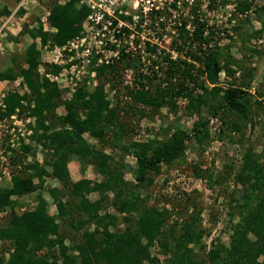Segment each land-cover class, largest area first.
<instances>
[{
  "label": "trees",
  "instance_id": "trees-1",
  "mask_svg": "<svg viewBox=\"0 0 264 264\" xmlns=\"http://www.w3.org/2000/svg\"><path fill=\"white\" fill-rule=\"evenodd\" d=\"M253 1H235V12L249 11ZM44 5L49 10L47 22L53 31H45L40 16H33L21 32V36L28 35L32 43L23 53H15L5 60L6 68L0 70V81L20 80L19 86L28 92L20 94L11 90L5 95L0 101V122L14 114L18 118L23 115L26 119H33L28 123L31 134L26 136L33 147L26 146L21 136L17 137V148L11 149L16 155L10 169L11 185L9 188L0 187V264H201L196 262L198 256L192 248L199 246L205 235L196 216L182 217V206L174 203L171 195H155L154 204L150 206L147 201L156 194H152L155 189L143 198L140 192H148L155 186L154 177L160 174L162 166L182 161L190 135L184 130L168 127L161 140L134 142L129 137L134 133L131 122L133 118L139 122L146 117L147 107L153 112L165 107L170 113H176V103L182 99L187 103L188 115L198 114L202 105L208 106V112L219 117L220 124L230 131H241L254 117L255 125L264 127V120L261 123L256 108L251 107L252 97L234 87L225 91L220 101L208 105L205 95L210 93L215 97L220 89L214 87L206 91L205 84L198 83L197 76L205 74L213 83L221 70L216 65L215 51L201 49L200 44L207 43V37H203L202 26L198 25L192 35L196 48L185 50L175 44L173 48L179 57L177 60L170 59L169 55L163 58L167 66L161 67L160 78L156 75L154 78H140L137 66L128 63L123 55V60L95 68V87L92 82L87 85L89 78L83 79L70 98L63 100L58 83L38 72L41 51L36 40L39 39L41 47L48 42L62 46L81 33V24L88 11L77 6L76 0L65 4L48 1ZM257 11L264 13V7ZM25 13L22 7L18 9L19 16ZM10 14L6 6L0 9V17ZM261 21L264 29V20ZM32 22L35 26L30 28L28 25ZM184 27L185 23L182 31ZM179 37L185 39L187 35L180 32ZM12 38L8 35L9 40ZM254 52L259 55L256 50ZM183 55L189 57L190 62L180 57ZM231 63L240 67L234 60ZM196 64H199L198 68ZM45 67L46 73L52 75L61 71L57 65ZM121 69L134 70L132 82L141 87L139 90L122 84ZM148 70L150 74L153 72ZM192 83L194 86L190 88ZM105 86L109 87V92L105 91ZM122 86L124 92L119 90ZM197 87L204 93H194ZM111 91L115 92L114 105L107 96ZM257 93L264 97V90ZM257 104L261 106L260 102ZM59 107L65 113L56 117L54 113ZM229 117L232 121H228ZM206 126L205 121L193 125L197 143L206 138ZM221 131V135H227L224 128L221 127ZM108 134H112V139L107 137ZM230 140L234 141L232 136ZM112 147L120 151L119 157L121 153L123 157L130 156L134 165L104 153ZM38 153L42 156L40 162L36 157ZM28 156L31 162H21L20 166V160L27 161ZM71 161L79 164L82 174L88 166L92 167L101 180L93 182L83 178L72 182L68 170ZM194 165L193 177L204 180L206 186L212 178L209 169L202 170L198 164ZM125 170L132 173L135 185L131 186L125 180ZM47 180L58 182L59 187L45 189ZM235 180V185L243 188L240 200L232 201L236 203L233 210H238L239 221L230 224L229 245L213 241L210 250L204 253L205 259L199 261L264 264V150L260 155L249 153L245 156ZM44 191L52 200L54 211L49 209ZM93 193L99 195L95 201L89 200ZM27 196H34V206L23 199ZM187 201L190 202L191 198ZM105 204H109L108 210L106 207L103 210ZM152 248L157 254L150 252Z\"/></svg>",
  "mask_w": 264,
  "mask_h": 264
},
{
  "label": "rangeland",
  "instance_id": "rangeland-1",
  "mask_svg": "<svg viewBox=\"0 0 264 264\" xmlns=\"http://www.w3.org/2000/svg\"><path fill=\"white\" fill-rule=\"evenodd\" d=\"M22 1L25 2V6H28L33 0ZM36 1L43 7H45L44 3H47L48 1L49 3L59 2V4H62L63 2L62 0ZM232 1L233 0H226V2H224V0H210L214 15L210 18L207 17V19L211 20V24L215 25L214 30L217 31L215 38L216 42L212 38L210 40L212 42L214 41L213 43H216V45L219 43V46L217 45L215 46L216 48H214V54L215 61L217 63L216 65L221 71L218 74L216 82L212 83L208 79L204 81V84L206 85V91H210L211 88L218 87L220 92L215 97L210 93H205V101L208 105L215 104L217 101L221 100L220 98L224 95L225 91L229 88L236 87V89H240L242 92H245L252 97L251 107L256 108L255 110H257V113L259 114L258 119H261L262 123L264 120V97H259L257 92L264 90V29H262L261 21L262 19L264 20V13L257 10L259 7H264V0H254L253 6L251 7L252 13H248L246 17H239L238 15L235 16V14H232L231 9L228 7L233 3ZM17 4V0L10 3L11 8L13 5ZM32 6L35 8L37 7L36 5ZM2 7L3 6L0 4V9ZM45 10L49 11L48 8ZM35 12V10L28 12V20H32L33 16H36L34 14ZM229 14L231 17L229 16L230 18L228 19L227 16ZM45 17L46 15H43L41 18ZM23 24L24 26L27 25L26 23ZM31 25H35V23L32 22V24L28 26ZM145 35L147 37L146 33ZM163 35H166V38L164 39L165 42H163L161 46L167 49L170 45V40L166 43L169 35L167 33H163ZM8 43H11V41L7 37L6 42L3 43L7 52L5 55H0V70H4V68H6L5 60L12 58L14 55L13 50L18 48L17 46L10 48L7 45ZM21 50H23L22 47H19L16 52H21ZM255 50L259 52V55L254 52ZM12 51L13 54L10 53ZM21 53H23V51ZM231 60L237 62L240 67L238 68L234 66L231 63ZM123 65L124 64L122 63L121 66L123 67ZM226 69H230L231 71L227 72ZM127 75H131V79L134 80V70L125 69L123 71V69H121L120 81L122 80V84L128 80ZM17 83L18 85L16 83L10 85V91H18L21 92V94L24 92L28 93L26 89H21L19 82ZM57 83L59 85V89L63 93L62 99L64 100L65 98H70L72 93L69 91L64 92L66 83L62 80L57 81ZM123 88L124 86L119 87V90L124 92ZM7 91L8 89L6 92ZM105 91L109 92L108 86H105ZM194 93L199 94L197 91ZM202 93H204V90H202L200 94ZM113 95L114 94L110 93L107 96L108 100H110V102L114 105L115 99ZM0 100H2V97H0ZM124 100H127V98H124ZM257 102L261 103L260 107H258ZM176 104L178 108L176 113H170V111L165 107L156 112L151 111L150 107H145L147 114L146 117L140 119L139 122H137L134 118L132 119L131 124L134 126V133L129 137L134 142H141V140L144 141L145 137H143V133L150 136L147 140H161L165 137L164 131H166L168 127H172L171 130H175V128L184 130L190 135L189 140L186 142L187 150L185 151L182 161L175 162L172 166H162L160 174L155 177L153 176L155 179V186H152L148 192H142L141 190V198H143L145 194L147 195L152 189H155L152 194L154 192L156 194L149 199V202L147 201L148 205L152 206L154 204V196L157 194H160L161 196L171 195L174 203L182 206V217H187L189 215L196 216L197 224L200 229L204 230L205 235H203V240L201 241L202 243H200L199 246H192V248L195 251L194 254L198 256L196 259L197 263L200 262L201 264H209L208 262L204 263L199 260L205 259L204 253H207L210 250L213 241L216 242L215 244L220 242L225 246H228L230 236L232 234L230 224L234 225L239 221L238 210H233L236 203L232 201L240 200L241 189L243 187L235 185V178L243 167L245 156L249 153L252 155L262 154L264 150V127L257 124L255 125L254 117L252 118L250 124L248 123L244 126L241 131L233 132L227 129V127L222 123L220 124V122H216V119L218 120L219 117L212 116L208 112V106L202 105L198 114L190 116L185 110V106L187 104L185 100L181 99ZM64 113V109L59 107L56 109L54 115L57 117L64 115ZM21 117L22 118L17 117V122L14 124L11 122L12 119L10 118L6 121L0 122V137L3 138V142L0 145V151L3 150L2 156H4L3 158L5 159L4 161H1L2 158L0 157V162H3L2 165L0 164V169H6L10 174L13 160L16 157L14 153L10 152L12 148L10 147V140L13 139V136L15 138L14 144L16 147V140L18 136H21L25 140L24 143L26 146L33 147V145H30L31 142L26 140V130L29 129L28 123L24 120L26 119L25 116L21 115ZM30 120L33 122V119ZM12 121L15 122V120ZM203 121L207 122V136L201 140V143H197L196 138H194L195 136H193L192 127L195 123H201ZM228 121H232V119L229 117ZM221 127L224 128V133H227V135H221ZM199 128L201 129V127ZM11 134H13L12 137L9 136ZM169 134L170 131L168 132V135ZM7 136H9V140L7 139ZM231 136L235 142H231ZM107 137L112 139V134H108ZM85 138H88V136L85 135ZM90 143L96 145L95 141L90 140ZM113 152L115 154H113ZM104 153L111 154L120 162L122 158V161L125 164L127 162L132 166L134 165V160L130 156L123 157V154L121 153L122 156L119 157L118 154L120 151L116 150V148L115 150L113 147L112 149H106ZM36 157L39 162L42 160L40 153H38ZM30 160L31 159L29 158L27 161L20 160L19 165L21 166V162L27 164V162H31ZM194 164H198L202 170L209 169L212 178L208 181L206 180L208 182H206L207 187L204 184V180H198L193 177L192 167L195 166ZM86 169L91 172L89 166ZM68 170L72 182H76V180H78L81 176H85L84 173H81L80 166L76 161L69 162ZM1 171L2 170H0V173ZM123 172L125 180L130 183L131 186L135 185L132 173L127 170ZM0 176V187L5 188V186H10V177H7L6 175ZM95 180L99 182L101 177L96 175ZM53 187H59L58 182L53 180H47L45 182V189H52ZM43 194L48 202L49 208L51 209L53 207L52 200L45 191ZM98 197L99 195L97 193H93L90 194L89 200L95 201ZM110 197L111 196H109V198ZM187 198H191V201L188 202ZM23 199L26 202H29V204H33V202H35V200H33L35 199L34 196H27ZM193 203L196 204V207L193 206ZM34 205L35 203L31 206ZM108 205L109 204H105L103 210H105V207L106 210H108ZM168 206L170 207V205ZM185 206H187L188 209L185 208ZM158 208H161V206ZM193 208L196 209L193 210ZM51 210L54 211L53 208ZM195 212H198L196 213L197 215ZM178 234L179 231H177L176 236ZM155 251L156 250L153 248L150 250L152 254H157ZM158 256L159 258H167L164 255ZM162 264L165 263L163 262Z\"/></svg>",
  "mask_w": 264,
  "mask_h": 264
},
{
  "label": "built area",
  "instance_id": "built-area-1",
  "mask_svg": "<svg viewBox=\"0 0 264 264\" xmlns=\"http://www.w3.org/2000/svg\"><path fill=\"white\" fill-rule=\"evenodd\" d=\"M62 1V4H65L69 0ZM235 1L238 0H233L231 5L228 4L232 14L246 17L248 13H252L251 9L245 13H236ZM23 2L10 15L0 17V55H5L7 52L3 43L6 42L8 34L12 32L18 22L17 11L23 6ZM76 2L77 6L84 7L88 11L78 36L68 40L62 46L52 45L48 42L46 46L41 47L39 39L36 40L42 55L41 65L38 68L40 76L46 77L51 82L62 80L66 83L65 89L71 93L86 78H89L87 85L92 82V86L95 87L97 85L95 68L113 61L123 60V55L128 63L137 66L140 78L147 76L154 78V75L160 78L161 67L167 66V62L163 58L169 55L170 59L177 60L179 57L173 48L175 44L178 43L177 45L185 47V50L196 48V41L192 35L198 25L202 26L203 37H207V43L200 44L201 49L203 51L214 50L215 46H219V43L217 45L213 43L216 42L217 35V31L214 30L215 25H212L211 20L207 19L214 15L210 0H76ZM48 16L49 11H47L46 17L41 18L40 21L45 31H53L48 25ZM229 16L231 17V15L227 16L228 19ZM183 23H185V27L182 31ZM180 32L185 33L187 38H180ZM163 33L169 35L166 43L170 40V45L167 49L161 46L166 38ZM211 38L214 40L213 42L210 40ZM180 57L190 62L189 57H185V55ZM153 62H157V64H153ZM47 65L49 67L57 65L61 67V71L58 75L46 73L45 66ZM196 67L198 68L199 64H196ZM92 68L93 71L89 72ZM148 69H152L153 72L150 74ZM197 78L198 83H204L207 80L205 74L199 75ZM127 79L124 85H128L134 90L141 88L132 82L131 75H127ZM190 86L193 87L194 83ZM195 91L201 93L202 89L197 87ZM111 93L115 92L111 91ZM4 97L2 96V99ZM16 115L10 117L15 120V122L11 120L13 124L17 122ZM24 120L27 123L31 122L30 118ZM216 122L219 120L216 119ZM26 134L30 135L31 130L27 129ZM9 136L12 137L13 134ZM9 136H7L8 140ZM143 137L147 140L150 136L143 133ZM14 139L13 136V139L10 140L11 149L16 147ZM27 141L29 142V140ZM2 142L3 138L0 137V145ZM2 154L3 150L0 151V157L1 161H4ZM28 158L29 156L27 160ZM2 163L0 162L1 165ZM0 170H2L1 175L11 178V174L6 169L1 168ZM166 207L169 208L167 205Z\"/></svg>",
  "mask_w": 264,
  "mask_h": 264
},
{
  "label": "crops",
  "instance_id": "crops-1",
  "mask_svg": "<svg viewBox=\"0 0 264 264\" xmlns=\"http://www.w3.org/2000/svg\"><path fill=\"white\" fill-rule=\"evenodd\" d=\"M11 1L12 0H0V4L2 6H6L11 11V13H12V12H14L17 9L18 5H20L22 3V0L19 2V4L13 5L12 8H11L10 3L15 2V0H13L12 2ZM23 3L25 4V2H23ZM24 4H23L22 8L26 11V13L24 15H22V16H19L18 15V11H17V19H18V22L14 26L12 32L8 34V35H11V37H13V38L10 40L11 43H8L7 44L10 48H14L16 46L18 48L19 47H22L23 50H21V52L22 51L24 52L26 50V48L32 43V40L30 39V37L28 35L25 34L24 36H21V32H22V29L24 27V24L23 23H26L27 24L28 21H29L28 20V14H29L28 12L35 10L36 12L34 14L36 16H38V17L40 16V20H41V17L43 15H46L47 14V10H45L46 8L43 7V6H41L40 3L37 2L36 0H33L28 6H25ZM32 5H36L37 7L35 8ZM33 26H35V25H31L30 28L33 27ZM36 43H37V48H39L40 47L39 46V43L37 41H36ZM18 48H15L13 50L14 51V54L15 53H21V52H16L18 50ZM13 51L10 52V53L13 54ZM17 82H20V80H17V81H14V82L0 81V97L5 96V94L8 91H10V89H11L10 88V85H13L15 83L18 85ZM7 89H8V91L6 92ZM20 94H21V92H20ZM90 169H91V172H89L86 169L85 172H84L85 176L84 177L81 176L78 180H76V182L77 181H80L83 178L88 179V180L93 181V182H96L97 181V180H95L96 179V174H95V172H94V170H93L92 167H90ZM10 185H11V183H10ZM9 187L10 186H5V188H9ZM52 208L55 210L54 206ZM51 211H53V210H51Z\"/></svg>",
  "mask_w": 264,
  "mask_h": 264
}]
</instances>
